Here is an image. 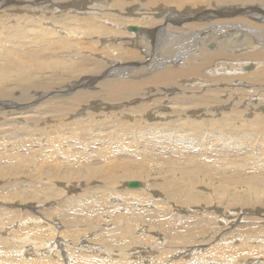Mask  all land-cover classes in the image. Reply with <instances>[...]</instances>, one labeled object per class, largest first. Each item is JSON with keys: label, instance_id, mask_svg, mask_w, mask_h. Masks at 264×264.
Masks as SVG:
<instances>
[{"label": "bare ground", "instance_id": "1", "mask_svg": "<svg viewBox=\"0 0 264 264\" xmlns=\"http://www.w3.org/2000/svg\"><path fill=\"white\" fill-rule=\"evenodd\" d=\"M114 2L113 8L105 7L104 9L108 11L99 13L96 10L97 7H87V0H6L5 3L0 1V11L2 6L6 10L3 9L4 13L0 12V45H2L0 47V72H4L7 78L0 79V87H8L7 84L11 83L13 80L12 75L15 72L23 73L26 76L20 82L18 94L14 96V91V94L1 98L0 107L9 109L14 105V99L18 101L28 99L32 91L30 88L33 80L37 77H31L33 73L29 74L25 70L29 71L32 68H34L33 71L40 69V72H44L39 76H44L45 72L49 71L51 79L59 82V86L36 90L35 97L29 98L35 103L42 97L53 95L44 103L32 107L36 115L29 119L42 121L43 125H47L48 120L54 118L60 120L69 118L71 113L77 109L79 113H84L86 110L90 112L89 108L102 106L108 101H123L125 105L135 103L138 101V97L142 98L149 95L150 91L155 89L149 87V84L158 85L160 90L156 89V91H164L165 95H168L169 91H177V87L180 90L179 92H184L182 89L186 90L188 87H184L182 77L198 80L200 83L202 81L212 82L218 86L231 84L235 81H240V84L242 83L245 86H248V83L253 86L259 81L258 86L254 88L249 86L244 89L243 85L239 93H244L252 88V93L258 92V95H264V23L260 24L261 29H263L262 33L255 35L253 32L248 31L244 33L246 40L243 41L239 36L227 33L233 41L235 38L236 40L234 42L231 40L230 43L224 41L220 43L219 40L216 42L211 38H218L215 34L220 37L223 36V31L228 29L222 28L217 31L218 33L210 32L209 29H206L207 25L204 22V19H206L212 25L211 29L214 30L218 26L210 19L222 21L218 16L244 14L250 18L264 20V0H114ZM67 6H74L79 11L66 9L67 12L63 15L62 12ZM188 6L196 7V10L190 12ZM206 6L214 8L207 10L205 9ZM200 9L204 12L203 14ZM114 25L128 26V31L125 33L121 30L123 28H115ZM133 26L137 30H130ZM243 26V24L233 25L234 28ZM248 27L250 26L248 25ZM248 27L245 26L243 29L248 30ZM197 28L202 29V31L197 30ZM187 29L190 31L183 32ZM120 34H127L128 40L117 43L116 36ZM90 38H95L93 41L99 42L103 46V52H114L120 48L122 51L119 56L109 59L91 57L85 53L84 48L85 42H88ZM144 43L146 46H143ZM127 44H132L138 50L132 52L134 50L128 48ZM253 44L257 45L249 47ZM234 47H237V50ZM238 49L243 50V52H233V50L238 51ZM139 57L146 63V69H155L146 79H140L144 75L145 69L140 74L135 75L133 70L137 69L138 66L135 68L132 66L121 67L124 65L122 63L130 62V60ZM219 57L226 61H215V58ZM250 60L258 62L256 68L253 65L243 66L244 63ZM134 61L137 64H142L140 60ZM214 63L215 66L230 68L227 72L233 70L235 75L216 74L210 75L213 78L209 79L208 75L203 73L202 70L208 68L207 66L214 65ZM245 67L252 70L254 68V71L243 72L242 69L245 71ZM110 75L113 76L106 78ZM251 77L256 80L251 79ZM101 78H106V81L101 85L98 83V91L83 89L72 91L78 86L89 85L95 87L94 83ZM201 87L200 84L197 88L188 91L194 93L195 90H199ZM213 92H217L223 99L234 97L237 94L236 90L228 87L216 89ZM64 93L67 95H64ZM174 97L176 99L174 104L176 105L173 104L174 106L171 107L162 104L166 99L163 97L160 102L153 103L149 111L141 114H131L128 121H123L119 119V116L116 117V114L109 113L105 121L94 123L93 130L88 129L84 123L85 118L89 114L91 115L89 113L83 119L68 124L72 129L73 145L57 155L44 154L41 145L43 135L41 136L40 133V136L33 137V140L28 139V137L12 143L10 149L0 152V177H5L6 181L5 185H0V207L8 201L16 203L17 200L18 204L28 203L32 198H37L41 204L50 198L49 203H59V209L65 207L67 209L69 204L74 207L86 205L90 201L88 196L91 193L89 191L84 195H69V192L75 191L74 183L81 184L79 178L89 179V182L92 181L93 178L89 175H82L84 170L95 171L97 167L92 168V166L97 164V160L101 159V151L105 147L109 136L118 131L123 133L126 129L130 131L131 140L126 154L129 153L128 157H135L141 165L138 170L126 169L119 162L114 166V170H112V167L103 165L107 168L108 174L104 173L101 179L102 184L98 187L100 191H106V194L112 191H118L120 194L123 192L127 194V199L131 201H136V197L144 196L140 199L141 206H146L150 196H161L163 201L151 202L153 206H156V209L153 208L155 211L151 212L150 210L145 214H139L142 218H155V225L158 224V221H161L165 227L160 232H155V227H153L154 231L152 233L162 234L165 239L156 244L164 243V247L169 248L181 242L174 238L175 235L172 234L174 231L172 232L166 228L167 222L175 226L176 206L190 207V202L199 201L204 195H210L211 198L216 197L215 199L218 201L220 200L219 196L223 195L224 200H222L228 201L226 208H229V206L236 207L240 202H250L248 198H252L253 201L254 198L261 197L264 194V115L259 113L252 119L245 116V114H253L250 107H238L240 109L237 111L232 109L231 112L234 113H227L228 111L219 113L217 109L215 110L218 99L212 92L194 97L185 95H175ZM240 105L242 106V104ZM145 106H137L138 111L135 112H141ZM153 108L154 111H152ZM167 109L168 112L165 113ZM13 110L11 108V111ZM127 110L131 112V109ZM199 112L200 114L196 116L195 114ZM214 112H216V115L220 114V116L216 117ZM239 112H243L244 116ZM262 112H264V108ZM14 113L17 112L6 114V112L0 111V122ZM68 114L69 116H67ZM119 114L122 115L121 112ZM156 115L160 117L158 121H148V119L158 118ZM169 115L174 117L173 123L160 122ZM129 122L130 124L127 125L126 123ZM21 127L25 131L38 130L39 128L31 127V125H22ZM148 127L151 128L148 133L143 135L136 133H142V130ZM34 134H38V132L35 131ZM117 139L115 137L113 141L110 140L109 149L105 151V158L112 156L115 140ZM96 146L101 147L99 153L90 156ZM167 151H171L174 156L170 155L171 157L168 159L165 158L166 155L160 157L161 154ZM16 163L20 167L29 169L30 175L34 173V181L32 183L26 182L29 184V188L18 185L26 180H21L19 183L16 182V179L14 182L10 180V177H22V175H15L17 170L20 172V169L15 168ZM58 163H62L63 166L59 167ZM142 164L144 167H142ZM116 169L119 172L116 173ZM150 170H155V174L159 173L161 175L158 174L159 177L155 176V182L148 179L147 174H151ZM111 171H114V174ZM152 175L154 176L153 173ZM33 178L30 177L29 180ZM42 179L45 181L42 185H39ZM132 179L145 181V184L140 187L138 182V186L130 187L128 182ZM206 181L210 182V184L209 182L206 184H209V187L214 190L213 184L215 181L221 187L216 188L215 193H204L199 190L200 187L199 189L193 187V185L204 186ZM14 183L17 184L12 186ZM57 183H60L62 187L59 188ZM116 183L121 184V186L124 184L125 188L119 187L116 190V187L112 186ZM237 188L243 191L238 195H234L238 199L235 202L229 196L228 191H235ZM102 192L99 193L102 195ZM218 193L222 195L216 196ZM55 195H60L62 197L61 201L68 203L61 204L60 199H54ZM17 198H20V200ZM230 199L233 201H229ZM218 201V204H222ZM260 204L264 206V201L262 200L254 205L257 207ZM92 210L94 211V208L85 207L83 215L88 217ZM106 215L109 216L107 210H100L99 208L96 219L106 217ZM35 218L37 217L33 216L31 218L34 228L41 230L40 226H47L48 228L44 227V230H50L55 234L56 228L49 224L50 219L48 217L43 219L40 217L37 220ZM165 218L171 219L165 220ZM128 219L129 217L127 221ZM25 220L29 222V217ZM73 222H79L72 221L75 228L80 227V224L76 225ZM106 222L109 226V221ZM121 228H123L122 224ZM131 229H134V225ZM222 229L223 226L220 225L213 232L214 234H220ZM109 230L111 234L113 229L110 227ZM255 230L259 233L264 232V226H255L252 233ZM192 233L188 236H182V238L188 237V239L183 241V244L176 246V254L191 250V248L187 249L184 245L192 242L190 240H193L194 236L189 238ZM252 233L248 231L241 237L236 235L238 240L245 242L246 251L249 254L259 251L256 252L259 245H254V235L252 236ZM114 234L117 235L118 231ZM179 234L182 235L181 229L177 235ZM256 235L258 236V234ZM120 236L126 241L123 244L116 242ZM12 238H15V235ZM56 239L58 240L56 241ZM61 239L63 238L57 234L54 246L59 250L53 257L44 258V264H56L61 254L64 261L71 262L80 259L85 264L95 263L91 257L77 254L81 249H74L76 245L85 247L89 240H81L82 237L77 236L74 237L75 242H72L73 247H68L61 242ZM107 239L97 244L98 247L127 254L128 251L125 247L132 248L133 241L142 240V235H133V232L123 230L122 235L112 238L107 237ZM220 242H227V239L224 238ZM21 245H17L15 249H18ZM45 245L47 246L48 243H45ZM218 246L223 249L222 257H227L226 247L219 243ZM262 247L263 255L264 245ZM133 249H137V247H133ZM6 253L9 252L5 251ZM247 253L244 252L246 255ZM259 254L261 253L259 252ZM189 255H192L191 251ZM225 259L229 261L232 258ZM11 261L15 264L24 263L23 259H11ZM211 262L213 261L211 260ZM230 263L235 264V262ZM0 264L3 263L0 261ZM114 264L123 263L121 260H116ZM204 264H210V262L204 260ZM236 264L258 263L247 260L244 263L238 262Z\"/></svg>", "mask_w": 264, "mask_h": 264}, {"label": "rangeland", "instance_id": "2", "mask_svg": "<svg viewBox=\"0 0 264 264\" xmlns=\"http://www.w3.org/2000/svg\"><path fill=\"white\" fill-rule=\"evenodd\" d=\"M0 1H3L5 3L6 0H0ZM87 1H88L87 7L95 6L97 7L96 10L99 11V13L108 11L104 9L105 7L113 8V4L115 3L114 0H87ZM260 5L262 6L261 1H260ZM188 7L191 10L190 12L196 10V7H190V6ZM213 8L214 7H207V6L205 7V9L207 10ZM3 9L4 7L2 6V10L0 12L4 13L6 11L5 9H4L5 11ZM66 9L69 10L74 9L75 11H79L74 6H67L62 12L63 15L67 12L65 11ZM201 13L203 14L204 12L201 10ZM218 18L221 19L222 21H217L216 19H210L213 23L217 24L218 26L215 27L214 30L211 29L212 25L208 23L206 19H204V22L207 25L206 29H209L210 32L218 33L217 31L221 30L222 28L228 29L223 31V36L220 37L217 34H215L218 38L216 39L211 38V40H216V42H218L219 40L220 43L221 41L230 43L232 37L227 35V33H231L233 35L239 36L241 38V41H243L246 40V36L244 33L248 31L253 32L255 35L263 32V29H261V25H260L264 23L263 19H257L252 17L250 18L244 14H235L231 16H218ZM235 24H243L244 26L240 28H234L233 25ZM248 25L250 27H248ZM114 26L115 28L116 27L123 28L121 30L124 31L125 33L128 31V26L126 27H121L118 25H114ZM245 26H247L249 29L244 30L243 28ZM197 30L202 31V29L199 28H197ZM165 31L167 32L166 29ZM184 31H190V30L187 29V30H183V32ZM126 36L127 34H120L116 36V42L120 43L123 40H128ZM233 38L235 37L233 36ZM93 40H95V38H90L88 42H85L84 44V48L86 51L85 53L91 57L109 59L112 57L119 56L122 51V49L120 48L114 52L113 51L103 52L104 50L103 46L100 45L99 42H94ZM235 40L236 38L234 39V41ZM254 45L257 44H253L249 47H252ZM1 46L2 45H0V47ZM126 46L128 48H132L134 50L132 52H136L138 50L135 46H132V44H127ZM143 46H146L145 43L143 44ZM234 48L237 50V47ZM239 51L241 53L243 52V50H239V49L238 51L233 50L234 53H240ZM134 60H140L142 64H137V62ZM134 60H130V62L122 63L124 65H122L121 67L124 68L127 66H132L135 68L136 66H138L137 68L139 69L138 71L137 69L133 70L135 75L140 74L141 71L145 69L144 75L140 79L148 78L155 71V69L153 70L146 69V63L143 62L140 57ZM215 61H226V60H222V57H219V58H215ZM215 63L214 65H210V67L207 66L208 68L202 70L203 73H206V75H208L209 79L213 78L210 77V75H216V74L226 73V74L235 75L233 74V70L227 72V70H229L230 68H225V66H215ZM257 63L258 62L256 60H250L249 62L247 61L246 63H244L243 66L248 67L253 65L254 68H256ZM181 65L183 64L181 63ZM141 67L143 68L141 69ZM246 67H245V71L244 69H242V71L251 72L252 69ZM254 68L252 71H254ZM33 70L34 68H32L29 71L25 70L29 74L33 73L32 74L33 76L31 77L34 76L37 77V79L33 80L32 86L30 88V90L32 91L28 99L23 101H18L14 99L15 103L9 109H4L0 107V111L6 112V114L15 111L17 112L9 115L7 118H5L3 121L0 122V152H4L5 150L10 149L12 143L18 142L20 141V139L29 137L28 139L33 140V137L37 138L41 134V136L43 135L41 145L44 154L57 155L61 151H64L65 149H68L73 145L72 129L68 124L74 123L78 119H83L87 114L91 113V115L90 114L88 115L89 118L88 116L85 118L84 123L88 129L93 130L95 126L94 123L98 121H105L109 113H114V115L116 114V117L119 116V119L123 121H128L131 114L134 113L141 114L143 112L149 111L151 105L153 103L160 102L163 97L166 99H164V102H162V104L164 103L167 104V106L172 107L176 105L174 104L176 102V99L174 97L175 95H185L187 97H194L196 95L207 94L212 92L214 96L218 99L217 105L215 106V110L217 109L219 113L222 111H228L227 113H234L231 112L232 109L233 111H237L240 108L250 107L252 108L253 114L252 115L245 114V116H249V118L252 119L259 113L264 115V112H262V109L264 108V95H258V92L252 93L253 91L252 88L250 90L245 91L244 93L241 92L239 93L240 89H242V86L244 85L242 83L240 84V81H235L231 84H227V85L222 84L221 86H218L217 84L215 85L212 82L206 83L205 81H202L200 83L198 80H191L189 78L185 79L184 77H182L181 79L183 81L184 87H188L186 88V90L182 89V91L184 92H179L180 90L177 87V91L175 92L169 91L168 92L169 94L167 93L168 95H165L164 91L161 92L156 91V89H159L158 85L149 84V87L155 88L154 90L152 89L150 91L151 95L149 94L143 97L141 96L142 98L138 97L137 98L138 101L134 99L136 101L135 103H129L128 105H125L123 101H119V102L108 101L102 106L98 105L96 107L89 108L88 110H90V112L89 111L87 112L86 110L84 113H79V110L77 109L71 113V117L69 118H63V120L54 118L50 121L48 120L47 125H43L42 121H34L29 119L30 117L36 115L33 112L32 107L36 106L37 104L40 105L41 103H44L45 100L52 97L53 95L42 97L37 101H35V103L29 100V98L35 97L36 90H44L51 86H59V82H56L51 79L49 75L50 74L49 71H46L44 76H39L44 72L43 73L42 71L40 72L39 71L40 69L37 71H33ZM12 76H13V80L11 81L10 84H7L8 87H0V95H1L0 99L14 94V91H15L14 96H16V94H18L20 82H22L26 78L25 74L20 72H15ZM112 76L113 75H110L107 76L106 78ZM106 78H101L97 80L94 83L95 87L89 85L78 86L72 91H77L79 89L98 91L99 90L98 83L101 85L104 81H106ZM0 79H7L6 75L2 71L0 72ZM251 79L256 80L254 77H251ZM258 82L259 81H257L253 86L248 83V86L244 85V89L249 86H252L253 88L255 86H258L259 84ZM200 84L202 87L199 90H195L194 93L188 91L189 89L197 88L198 86H200ZM225 87H228L230 89L232 88V90H236L237 94L234 97L223 99L219 94H217V92H213L216 89H223ZM70 92H66V93H70ZM66 93H64V95H67ZM250 95L253 96L249 97ZM240 104H242V106ZM139 105H146V106L142 109L141 112H135L138 111L136 107ZM11 108H13L14 110L11 111ZM127 109H131V112H129ZM152 111H154V108L152 109ZM120 112L122 113V115L119 114ZM166 112H168V109L165 110V113ZM214 113H215L214 115H216V112ZM239 113H241V115L244 116L243 112H239ZM198 114H200V112L196 113L195 115L197 116ZM67 116H69V114ZM156 116L158 117V115ZM219 116L220 114L216 115V117ZM189 117L194 118L193 116H189ZM159 118L160 117L153 119L147 118V119L149 122H155L158 121ZM173 118H174L173 116L169 115L168 117H165L163 120H160V122L173 123L174 122ZM89 120H92L93 122L91 121L89 122ZM248 121L250 120L248 119ZM31 122L36 123L38 125H34ZM126 124L129 125L130 122ZM22 125H26V126L31 125V127L35 126L39 128L38 130L25 131V129L21 127ZM150 129L151 128L148 127L143 129L142 133L140 132H136V133L138 135H143L145 133H148ZM35 131H37L38 134H34ZM129 133L130 131L127 129L124 130L123 133H121L120 131L112 133L109 136L105 147L101 151V159L97 160V164H94L92 166V168L97 167V169L95 171L84 170L82 174L87 176L89 175L90 177H92L93 178L92 181L89 182V179L79 178L81 184L74 183L75 191L69 192V195H74V194L84 195L86 194V192L89 191L91 193V195L88 196L90 197L89 198L90 201H88L86 205L81 207H74L73 205L69 204V208L66 209L65 207L63 209H59L58 208L59 203H49L50 198L47 199V201H43L42 204L38 201L37 198H32L30 201H28V203L25 202L24 204H18L19 202L17 200L16 201L14 200L16 203H12L11 201H8L5 202V205L0 207V261L3 264H15L11 261V259H16V260L23 259L24 263L21 264H44L43 262L44 258L46 259L48 257H53L55 253L59 250V248L56 249V247L54 246L56 241L58 240L56 239L55 241V237L57 234H59L63 238L61 239V242H63V244L65 243L68 247H73L72 242L73 243L75 242L74 237L81 236L82 237L81 240L83 239L89 240L87 241L89 243H86L85 247H80L81 245L79 246L76 245L74 246V249H81V251L77 252V254L91 257L95 261V263L93 264H114V261L116 260H121L123 264H204V260L206 262H210V264H232L230 262H235L236 264L238 262L244 263L247 260L256 261L258 264H264V257H263L264 254L262 255V251H263L262 245H264V237H263L264 232H260L261 233L260 236H259L260 233L257 232V230H255L254 233H252V230H254L255 226L258 225L264 226V208H263L264 206L262 204H260V206L257 207L254 205L255 203L261 202L262 200L264 201V194H262L261 197L254 198L253 201L252 198H248V200L251 203L240 202L236 207L229 206L230 209L226 208V206L228 205L227 204L228 201H223L224 196L220 193L216 195V196L222 195L219 196L220 198L219 201L215 199L216 197L211 198L210 195L209 196L204 195L199 199V201L190 202V207H183V205L176 206L175 207V212H177L175 216L176 218L174 217V219L176 220L174 222L175 226L172 223L169 224L167 222L166 228L172 232L174 231V233H172L175 235L174 238L178 242L179 241L181 242L177 243L174 247L168 248V247H164V243L156 244L157 242H161L165 240L164 235L162 234L157 235L155 233H152V231H154L153 227H155V232H160V230L165 228L162 225V222L158 221V224L155 225V218H151V217L142 218L139 216L140 213L145 214L148 211L150 212V210L151 212L155 211L156 206H153L151 202H155L157 200L163 201V198L161 196L152 195L149 197L150 199L149 201H147L146 206H141L140 199H142L144 196H140V197L135 196L136 201H131L130 199H127L128 197L127 194H124L123 192H121L122 194H120L118 191H112L109 194H106V191L105 192L100 191L98 186L102 184L101 181L102 176L104 175V173L108 174L107 168L104 167L103 165L112 167V170H114V166L117 164V162H119L120 165L126 169L129 170H131V168L133 170L139 169L141 163H138L136 158L133 156L128 157L129 153L128 155L126 154L128 152V147L131 142ZM115 137L118 139L115 140L112 156L109 158H105V151L106 149H109L110 140L113 141ZM38 141L40 142L39 139ZM100 148H101L100 146H96L91 152L90 156H93L94 153L98 154ZM162 155H166L165 156L166 159H168L171 156L172 157L174 156L171 151H167L161 154L160 157ZM15 166H14L15 168L20 169V172H18L17 170V172H15V175H22V177L19 178L10 177V180L14 182V180L16 179L17 183H19L21 180H26L18 185H21V187L23 188H29V184H27L26 182L32 183L34 181L33 178L34 173L30 175L29 169L20 167L17 163L15 164ZM58 166L62 167L63 165L62 163L60 164L58 163ZM142 167H144L143 164ZM61 172L63 173L64 171ZM117 172L119 171L116 169V173ZM62 173L61 175H63ZM111 173L114 174V171H111ZM150 173L151 174H147V175H148V179L151 182L152 181L155 182V176L156 177L161 176L159 173L155 174V170H150ZM152 173L154 174V176L152 175ZM30 177H32L33 179L29 180ZM4 178L5 177H0V185H5L6 181ZM44 181H45L44 179L40 180L39 185H42ZM130 181L139 182L140 187L143 186V184H145V181L142 180L132 179ZM208 182L206 181L204 186L193 185V187H196L197 189H199L200 187L199 190L204 193H215L216 188L221 187L218 186L219 183L215 181L213 184V186L215 187L214 190L209 187L210 182L209 184H206ZM17 183H14L12 186L16 185ZM57 186L59 188L62 187L60 183H57ZM112 186L116 187V190H118L119 187L125 188L124 184H122L121 186V184L118 183L112 184ZM133 189H137V188H133ZM257 190L259 191V189ZM242 191L243 190H239V188H237L235 189V191L229 190L228 194L235 201L238 199L235 198L234 195H238ZM99 192H102V195ZM151 194L153 193L151 192ZM61 198L62 197H60V195H55L54 199H60L61 204L68 203L66 201H61L62 200ZM17 199L20 200V198ZM232 199H230L229 201H233ZM217 201L222 204H218ZM30 204L35 207H32ZM85 207L94 208V211L92 210L88 217H85V215H83V210ZM99 208L100 210H105V211L107 210L109 216L106 215V217L96 219V217H98L97 215L99 214ZM177 215L180 216L177 217ZM26 216L29 217V222L25 220L27 218ZM33 216L37 217L35 218L36 220L40 217L41 219L48 217V219H50L49 224H51L53 227L56 228L55 234H53L50 230L47 229L44 230V227L48 228L47 226H40L41 230H38V228H34L33 222L31 221L32 220L31 218H33ZM216 216L217 218H215ZM128 217L129 219L127 221ZM177 218H179V220H177ZM170 219L171 218H165V220H170ZM107 220L109 221V226L107 225L108 224L106 222ZM72 221L79 222V223L76 222L73 223L76 225L80 224V227L75 228L72 225ZM82 223L84 224L83 226ZM121 224L123 225V228H121ZM133 225H134V229H131ZM220 225L223 226V229L221 230L220 234H214L213 230ZM110 227L111 229H113L111 234L109 233ZM180 229L182 231V235L180 234L177 235ZM123 230L133 232V235H142V240L137 239L133 241L134 244L132 248L125 247L128 251L127 254H123L113 249L98 247L97 244H99L105 239L108 240L107 237L112 238V237H118V235H122ZM116 231H118L117 235L114 234ZM248 231L249 233H252L251 234L252 236L254 235L253 237L254 245H259L258 248L256 249V252L257 250H259L257 253H252V254L247 253L245 242L242 240H238V237L236 236L239 235L241 237ZM191 232L193 233L189 236V238H192L194 236V239L190 240L192 242L186 243V245L184 246L187 249L191 248L190 251L192 252V255H189L190 251L176 254L177 251L176 246L183 244L184 243L183 241L188 239V237L182 238V236H188ZM95 233L96 235H94ZM256 234H258V236ZM13 235H15V238H12ZM224 238L227 239V242H220ZM116 242H120L121 244H123L126 241H124L123 237L120 236V238L116 240ZM45 243H48V245L46 246ZM218 243L223 247L224 246L226 247L225 252H227V257H222L223 249L222 247L218 246ZM19 244L22 245L18 249H15L17 248L16 246ZM133 247H137V249H133ZM5 251L9 253L5 254ZM244 252L247 253V255L244 254ZM259 252L261 254H259ZM208 258L210 259L209 261ZM225 258H232V259L227 261ZM77 260L78 261L72 260L71 262H68L66 260L64 261L61 254V256L59 257V261H57L56 264H85L80 259ZM211 260L213 262H211Z\"/></svg>", "mask_w": 264, "mask_h": 264}, {"label": "water", "instance_id": "3", "mask_svg": "<svg viewBox=\"0 0 264 264\" xmlns=\"http://www.w3.org/2000/svg\"><path fill=\"white\" fill-rule=\"evenodd\" d=\"M130 30H137V28L136 27H131L130 28ZM139 184H138V182L137 181H130V182H128V186H130V187H132V186H138Z\"/></svg>", "mask_w": 264, "mask_h": 264}]
</instances>
